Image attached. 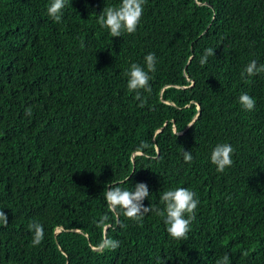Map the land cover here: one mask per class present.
<instances>
[{"label": "trees", "instance_id": "16d2710c", "mask_svg": "<svg viewBox=\"0 0 264 264\" xmlns=\"http://www.w3.org/2000/svg\"><path fill=\"white\" fill-rule=\"evenodd\" d=\"M51 2L0 0V264H216L225 254L264 264V73L241 78L250 61L264 64V0H146L137 31L121 37L97 22L121 0H68L60 23ZM149 53L156 71L140 107L126 73L147 70ZM221 143L234 148L223 173L210 159ZM118 182L146 183L144 206L161 210L165 190L194 191L189 239H173L154 212L141 224L109 210L105 186ZM104 236L120 247L94 251Z\"/></svg>", "mask_w": 264, "mask_h": 264}, {"label": "clouds", "instance_id": "9594fccd", "mask_svg": "<svg viewBox=\"0 0 264 264\" xmlns=\"http://www.w3.org/2000/svg\"><path fill=\"white\" fill-rule=\"evenodd\" d=\"M68 0H52L47 8L48 15L57 23L62 21L63 9L67 6ZM146 0H121L118 6H106L101 14L98 16L97 22L101 27L107 28L112 37H121L125 32L133 34L137 31L141 22L144 5ZM83 47V42L81 43ZM210 56H215V49L209 47L205 49L204 54L200 57V64L205 65ZM145 67L132 63L130 69L127 71L129 91L136 93L135 98L140 101V107L146 104V98H142L141 91L151 92L150 80L152 79L150 73L156 71V56L154 53H149L145 56ZM260 73H264V64L257 63L256 60L250 61L245 69L241 72V78L245 82H249L246 78L254 77ZM238 102L243 110L252 111L255 108L256 101L249 94L242 92L238 98ZM27 116L32 115V109L29 107L25 110ZM192 126V125H188ZM174 134L178 136L179 130L174 129ZM234 148L229 143L217 144L211 152V163L216 166L217 172L223 173L226 168L233 165L232 156ZM183 159L185 163H191L193 156L190 151L183 152ZM117 184L109 183L105 186L104 198L106 200L109 210L116 212L123 210L124 216L136 221L143 222L144 216L148 213H155L158 216L164 217V222L167 225V232L177 240H188L191 231V224L196 219V210L200 204L197 194L185 187H177L170 190H165L160 196V202L164 204V209L151 205L144 206V200L150 197L149 187L144 182L135 184L133 190L121 188ZM109 220L107 215L102 216L98 221V226L103 227ZM0 223L7 226L9 223L8 216L4 209L0 208ZM29 231L33 233L31 241L32 246H39L44 239V228L39 222H30L27 225ZM96 251L101 252L105 250L115 251L120 247V242L116 239L104 236L96 245H90ZM247 253L245 252L244 255ZM157 264H160L158 260ZM165 264V260L163 261ZM216 264H230V257L225 254L221 259L216 261Z\"/></svg>", "mask_w": 264, "mask_h": 264}]
</instances>
